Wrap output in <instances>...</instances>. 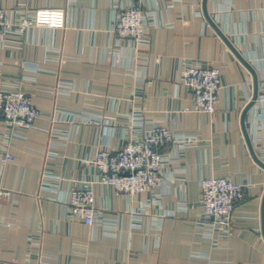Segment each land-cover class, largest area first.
Segmentation results:
<instances>
[{"label":"crops","instance_id":"crops-1","mask_svg":"<svg viewBox=\"0 0 264 264\" xmlns=\"http://www.w3.org/2000/svg\"><path fill=\"white\" fill-rule=\"evenodd\" d=\"M11 17L64 8L66 27L33 28L0 43V85L20 87L39 117L9 139L0 113V261L11 264H264V0H0ZM150 14V45L120 37V6ZM257 73L254 76L205 16ZM16 15V16H15ZM220 67L215 112L193 109L186 67ZM195 138L167 144L162 182L119 194L100 182L99 149L118 150L153 127ZM9 142V143H8ZM262 163H260L259 161ZM228 177L245 187L228 236H207L200 181ZM91 186L114 223L71 219L74 190Z\"/></svg>","mask_w":264,"mask_h":264},{"label":"built area","instance_id":"built-area-1","mask_svg":"<svg viewBox=\"0 0 264 264\" xmlns=\"http://www.w3.org/2000/svg\"><path fill=\"white\" fill-rule=\"evenodd\" d=\"M115 21L117 34L135 44L137 49L150 45V14L137 4L121 5ZM16 16V15H15ZM64 8H38L26 10L18 17H11L0 4V43L10 41L11 35L23 36L33 28L63 29L66 27ZM182 80L193 98V109L212 114L222 87L220 67L201 63L184 69ZM0 113L3 126L8 130L7 139L15 128H29L39 117V110L20 87L0 85ZM9 143V142H8ZM197 143L195 138L175 134L167 128L155 126L141 139L131 140L118 150L99 149L93 164L100 171V182L111 185L122 195L134 196L151 192L162 182L161 171L167 158L160 147L172 144L184 150ZM11 152L0 155V164L14 162ZM202 216L198 225L203 232L215 238L228 236L232 231L234 211L245 197V187L228 177H207L200 181ZM71 219H80L88 226L114 223L105 211L96 206L91 186L74 190L68 204ZM0 264H11L0 261Z\"/></svg>","mask_w":264,"mask_h":264},{"label":"water","instance_id":"water-1","mask_svg":"<svg viewBox=\"0 0 264 264\" xmlns=\"http://www.w3.org/2000/svg\"><path fill=\"white\" fill-rule=\"evenodd\" d=\"M206 2V0H205ZM204 12H205V16L208 19V21L212 24V26L217 30V32L223 37V39L226 41V43L231 47V49L235 52V54L238 56V58L249 68V70L252 72L253 76H254V82H255V90H254V96H253V101L250 102V104L246 107L245 111H244V116H243V120H242V124H243V128L244 131L246 133L247 136V140L250 146V149L254 155V157L257 159V157L255 156L254 150L252 148L250 139L248 137L247 131H246V127H245V114L247 112V110L252 106V104L254 103V101L257 99L258 97V78H257V73L255 71V69L253 68V66L246 61V59L241 55V53L234 47V45L229 41V39L223 34V32L218 28V26L215 24V22L212 20V18L209 16L207 9H206V4L204 6ZM259 161V160H258ZM260 162V161H259ZM261 163V162H260ZM262 164V163H261ZM264 165V164H263ZM263 218H264V212H263Z\"/></svg>","mask_w":264,"mask_h":264}]
</instances>
